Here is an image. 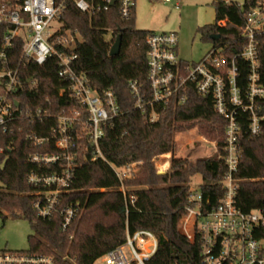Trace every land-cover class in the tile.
Masks as SVG:
<instances>
[{
	"label": "trees",
	"instance_id": "obj_1",
	"mask_svg": "<svg viewBox=\"0 0 264 264\" xmlns=\"http://www.w3.org/2000/svg\"><path fill=\"white\" fill-rule=\"evenodd\" d=\"M260 1L244 0L240 5L228 0H214L215 24L199 27L198 34L203 41L213 43L212 49L224 46L227 52L238 51L244 44L241 31L246 13ZM62 20L67 29L78 32L81 38L73 50H68V54L78 57L74 70L85 74L95 90L113 91L122 115L104 129L100 149L106 160L92 161L95 150L90 143L74 139V148L70 151L75 164L73 181L69 191L61 195L57 210L78 205L81 211L67 232L61 229L60 217L46 221L38 217L35 204L43 200L45 189L28 182V176L33 172L48 175L62 170L60 165L43 168L29 162L32 155L45 153L47 149L33 147L26 133L33 129L37 135L47 136L56 121L44 120L33 127L22 123L23 135H5L0 131V145L4 148L0 157L3 165L0 217L4 216V211L27 220L34 232L29 237L28 251L53 256L59 261L67 256L75 259L77 264H95L125 243L127 230L130 233L147 230L155 233L160 242L148 264H202L200 244H191L180 235L177 226L188 205L192 179L198 175L202 177L201 190L212 207L222 197L220 182L226 167L218 155L196 161L173 156L170 171L159 175L155 159L174 154L175 135L195 127L210 140L218 142L221 152L225 121L215 113L211 99L192 90L184 105L157 106L159 120L153 124L135 107L129 83L148 86L147 38L151 33L136 28V11L127 22L120 19L117 7L107 13L89 16L68 1ZM223 21L226 25L220 27L219 23ZM217 35L219 40L213 41L212 36ZM119 36L120 53L111 57V48ZM58 70L55 59L43 66L31 64L23 72L24 82L35 78L38 87L26 92L23 103L49 109L57 116L63 110L67 113L77 110L86 118L84 107L71 96L70 83L59 78ZM62 88H66L67 93L61 96ZM78 132L81 133V129ZM240 146L241 160L236 178L241 183L236 205L244 212L264 210V139L244 133ZM48 151L57 153L53 145H49ZM134 163L140 164L133 178L121 183L114 168Z\"/></svg>",
	"mask_w": 264,
	"mask_h": 264
},
{
	"label": "built area",
	"instance_id": "obj_2",
	"mask_svg": "<svg viewBox=\"0 0 264 264\" xmlns=\"http://www.w3.org/2000/svg\"><path fill=\"white\" fill-rule=\"evenodd\" d=\"M68 1L89 16L117 7L120 19L127 22L136 11V0H115L114 5L113 0H0V131L5 135H23L22 123L33 127L44 120L56 121L47 136H39L33 129L26 133L33 147L47 149L45 153L32 155L29 162L43 168L60 165L62 170L48 175L33 172L28 182L45 189L43 200L35 204L38 217L44 221L60 217L63 232L72 228L81 211L78 205L57 210L61 195L69 191L73 181L75 164L70 151L74 148V139L90 143L95 150L92 161L106 160L100 149L104 129L122 115L113 91L95 90L87 76L73 68L78 57L68 54V50L75 48L80 35L67 29L62 20ZM159 1L164 5L174 2ZM175 8H181V0H175ZM245 17L241 31L244 44L238 51L227 52L226 47L220 46L197 63L180 58L177 33L151 32L147 38L148 86L129 83L135 107L152 124L159 120L157 106L184 105L190 90L211 99L215 113L225 121L221 152L218 142L211 143L215 155L226 167L220 182L222 197L211 207L210 200L204 198L202 184L198 189L190 187L188 205L177 226L180 235L191 244H200L202 264H264V210L244 212L236 205L241 183L236 178L241 138L245 133L264 139V0ZM225 25V21L219 23L220 27ZM50 59L56 60L59 78L70 83L71 96L84 107L86 118L77 110L70 113L63 110L57 116L49 109L23 103L26 92L38 87L35 78L24 82L23 72L31 64L43 66ZM59 92L62 96L67 89ZM49 145H53L57 153L48 151ZM3 153L0 145V157ZM169 162L166 160L157 166L159 175L170 171ZM139 164L114 168L120 182L133 178ZM2 168L0 163V172ZM159 243V237L151 231L130 233L127 230L125 243L101 259L104 264H148ZM62 262L78 263L67 256L59 261L53 256L29 251H0V264Z\"/></svg>",
	"mask_w": 264,
	"mask_h": 264
},
{
	"label": "rangeland",
	"instance_id": "obj_3",
	"mask_svg": "<svg viewBox=\"0 0 264 264\" xmlns=\"http://www.w3.org/2000/svg\"><path fill=\"white\" fill-rule=\"evenodd\" d=\"M242 5L244 0H228ZM214 0H181V8H175V0L171 4L159 0H136V28L152 33H177L179 38V56L188 62L201 61L213 48L212 42H205L198 34V28L215 24L213 8ZM81 41V38H78ZM203 135L195 127L178 133L174 137V154L164 155L155 161V167L170 161L173 156L188 158L191 161L208 159L215 155V143ZM170 156V157H168ZM161 175V174H160ZM202 177L195 176L190 184L198 189ZM0 217V251H28L29 237L34 235L30 223L7 212L2 211ZM95 264H104L99 259Z\"/></svg>",
	"mask_w": 264,
	"mask_h": 264
},
{
	"label": "water",
	"instance_id": "obj_4",
	"mask_svg": "<svg viewBox=\"0 0 264 264\" xmlns=\"http://www.w3.org/2000/svg\"><path fill=\"white\" fill-rule=\"evenodd\" d=\"M115 3V0L112 1V4L114 5ZM220 36H212V40L213 41H217L219 40ZM120 50H121V37L119 36L116 41H115V44L112 46L111 48V51H110V55L111 57H116L119 55L120 53ZM1 174V173H0Z\"/></svg>",
	"mask_w": 264,
	"mask_h": 264
},
{
	"label": "crops",
	"instance_id": "obj_5",
	"mask_svg": "<svg viewBox=\"0 0 264 264\" xmlns=\"http://www.w3.org/2000/svg\"><path fill=\"white\" fill-rule=\"evenodd\" d=\"M214 14H215V12H214Z\"/></svg>",
	"mask_w": 264,
	"mask_h": 264
}]
</instances>
